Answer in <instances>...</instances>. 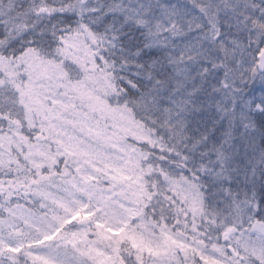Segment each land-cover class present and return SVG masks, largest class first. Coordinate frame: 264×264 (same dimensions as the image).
<instances>
[{"label":"snow or ice","instance_id":"1","mask_svg":"<svg viewBox=\"0 0 264 264\" xmlns=\"http://www.w3.org/2000/svg\"><path fill=\"white\" fill-rule=\"evenodd\" d=\"M0 264H264V0H0Z\"/></svg>","mask_w":264,"mask_h":264}]
</instances>
